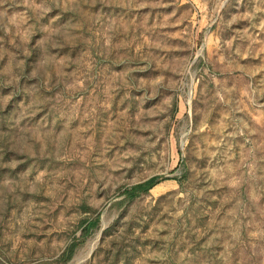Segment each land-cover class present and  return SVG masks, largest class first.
<instances>
[{
  "label": "rangeland",
  "instance_id": "rangeland-1",
  "mask_svg": "<svg viewBox=\"0 0 264 264\" xmlns=\"http://www.w3.org/2000/svg\"><path fill=\"white\" fill-rule=\"evenodd\" d=\"M0 264H264V0H0Z\"/></svg>",
  "mask_w": 264,
  "mask_h": 264
},
{
  "label": "trees",
  "instance_id": "trees-1",
  "mask_svg": "<svg viewBox=\"0 0 264 264\" xmlns=\"http://www.w3.org/2000/svg\"><path fill=\"white\" fill-rule=\"evenodd\" d=\"M163 178L153 177L141 184L131 187L125 191V196L128 200H134L140 197L142 194L149 193L154 187L162 182ZM98 220H93L88 223V225L83 229V237H86L92 229L96 227ZM75 251V246L68 249L66 253L63 254V258H72Z\"/></svg>",
  "mask_w": 264,
  "mask_h": 264
}]
</instances>
